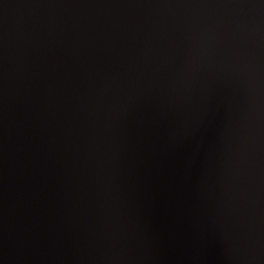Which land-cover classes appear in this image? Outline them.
<instances>
[{"label":"water","instance_id":"water-1","mask_svg":"<svg viewBox=\"0 0 264 264\" xmlns=\"http://www.w3.org/2000/svg\"><path fill=\"white\" fill-rule=\"evenodd\" d=\"M0 264H264V0H0Z\"/></svg>","mask_w":264,"mask_h":264}]
</instances>
